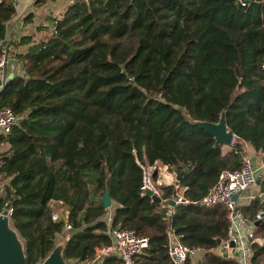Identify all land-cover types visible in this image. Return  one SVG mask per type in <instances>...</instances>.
<instances>
[{
  "label": "trees",
  "instance_id": "1",
  "mask_svg": "<svg viewBox=\"0 0 264 264\" xmlns=\"http://www.w3.org/2000/svg\"><path fill=\"white\" fill-rule=\"evenodd\" d=\"M16 12V0H2L0 39ZM61 14L22 35L11 52L20 69L7 72L0 92V108L19 116L0 134V212L11 204L28 264L64 240L68 261L92 260L122 228L149 237L138 264H173L170 227L205 248L203 264H241L211 251L228 236L225 206H172L174 186L158 203L142 194V166L183 171L179 184L194 201L223 170L242 166L243 143L264 156V0H75ZM223 112L236 135L228 150L194 123L217 122ZM258 184L264 194V176ZM107 188L111 216L101 202ZM53 200L69 211L72 229L53 219ZM242 209L255 219L264 200ZM254 249L259 264L264 245ZM100 264L123 262L108 256Z\"/></svg>",
  "mask_w": 264,
  "mask_h": 264
},
{
  "label": "built area",
  "instance_id": "2",
  "mask_svg": "<svg viewBox=\"0 0 264 264\" xmlns=\"http://www.w3.org/2000/svg\"><path fill=\"white\" fill-rule=\"evenodd\" d=\"M18 1V0H16ZM252 0H236L242 6H248ZM2 0H0V3ZM36 0L31 5L34 7ZM74 2V1H73ZM30 13V12H29ZM27 15V14H26ZM61 16L56 17L59 20ZM23 19V18H22ZM16 18L12 17L6 23L7 33L15 30L13 21ZM56 24V21L53 22ZM19 29H22L23 23L18 22ZM6 33V37H7ZM9 39H0V71L8 64L11 51ZM19 122V116L15 113L12 107L0 108V134H6ZM242 166L238 169H225L221 172L217 182L209 189V191L194 201L184 195L185 188L179 184L177 180L178 171L171 169L168 165L155 162L154 164L142 166L144 168V177L142 184V194H148L147 190L152 189L154 194L163 198L164 187H175V204L193 203L207 208H214L223 205L227 209L229 220L228 236L220 242L217 248L211 249L228 259H236L241 264H253L256 245H264V236L257 235V221L264 219V210L260 209L256 214L255 219H251L244 214L241 204V193L256 185L258 176V167L255 165L252 157L249 155L243 156ZM239 194V198L235 200L233 196ZM255 198L247 197L248 205ZM264 200V199H263ZM162 201H168L164 199ZM51 207L58 206L60 211L53 213V219H63L65 221L64 228L72 229L68 221V217H64V212L67 209L62 207V202L53 200L50 202ZM12 212V210H11ZM172 212V211H171ZM112 213H109L111 216ZM112 241L109 244L103 245L98 249L94 259L78 262L77 264H99L101 260L108 256H117L122 259L123 264H138L144 251L149 247V237L139 236L135 230L122 228L111 230ZM169 235V254L173 264H187L188 260L201 259L205 253V248L200 246H190L183 242L182 234L176 232L174 227H170ZM231 242L235 243L233 246Z\"/></svg>",
  "mask_w": 264,
  "mask_h": 264
},
{
  "label": "water",
  "instance_id": "3",
  "mask_svg": "<svg viewBox=\"0 0 264 264\" xmlns=\"http://www.w3.org/2000/svg\"><path fill=\"white\" fill-rule=\"evenodd\" d=\"M7 65L3 68L4 76L0 86V92L4 89L7 80ZM196 125L205 128L215 139V146L222 144H232L236 138L235 133L228 127L226 123V115L223 112L217 122L206 120H198L194 122ZM177 170V169H176ZM183 171H178L177 180L180 181ZM260 182L257 179L256 184ZM153 200L161 203L162 197L154 194L152 189L147 190ZM235 200L239 198V194L233 196ZM101 202L105 208H111L113 201L110 189L107 188L101 197ZM169 204L174 206L175 201L169 200ZM11 204L7 203L0 212V264H28L25 243L19 235L17 229L11 223ZM260 220L256 222L259 226ZM66 240L59 242L52 252L41 262L37 264H68V260L64 257V247ZM234 246L235 243L231 242ZM197 264H203L202 259H198Z\"/></svg>",
  "mask_w": 264,
  "mask_h": 264
},
{
  "label": "rangeland",
  "instance_id": "4",
  "mask_svg": "<svg viewBox=\"0 0 264 264\" xmlns=\"http://www.w3.org/2000/svg\"><path fill=\"white\" fill-rule=\"evenodd\" d=\"M73 1L75 0H48L45 4L43 5H37V0L34 4V6H37L34 12H30L36 15V17H38L39 21L36 23L35 21L33 22V24L28 23L24 28L21 29V34L19 35V41L22 37V34L24 33H36L37 31V25H41L42 23H47L50 22V19H52L54 16V18L59 17V15H61L60 13H63L66 8L73 3ZM29 13V14H30ZM28 14V13H27ZM49 17V18H48ZM25 18V17H24ZM20 31V30H19ZM41 32L36 35V37H40ZM18 39H15V41L12 43L10 42L11 45V49L10 51H19V41L17 42ZM11 58L9 59L8 65H7V72L9 71L11 74L10 76H13L14 73L18 72L20 69V62L17 61V58H15V55H10ZM4 76V72L0 71V82H2ZM235 142V140H234ZM233 142V143H234ZM232 144L225 146V149L228 150L231 147H233ZM6 148L5 144L0 145V151L4 150ZM258 160V159H257ZM259 161V160H258ZM61 165V163H57L54 164L55 168H58ZM258 166L261 167L260 162H258ZM263 167V165H262ZM261 170H263V168H261ZM0 191L3 193L2 196H4V191L2 189V183L0 180ZM112 208V207H111ZM108 208V209H111ZM53 209L55 211H60L58 206H54ZM111 211V210H110ZM260 263L259 264H264V255L260 257ZM70 264H73V262H71Z\"/></svg>",
  "mask_w": 264,
  "mask_h": 264
},
{
  "label": "crops",
  "instance_id": "5",
  "mask_svg": "<svg viewBox=\"0 0 264 264\" xmlns=\"http://www.w3.org/2000/svg\"><path fill=\"white\" fill-rule=\"evenodd\" d=\"M33 2H34V0H18V1H16L17 12L13 16L16 18V20L13 21V23H14L13 25L15 26V30H11V32L7 33L6 38L9 39L8 41H10L12 43L15 41V39H18L17 42L19 41V35L21 34V29H19L18 25L16 26V23L18 22V24H20V22H22L23 28L26 26V23L24 21V17L26 16L27 13L29 14V12H34L36 7H37V6H34L31 9V5ZM61 15H59V16H61ZM34 21L36 23L39 21V19H38V17H36V15L34 17ZM10 49H11V45H10ZM243 146H244V155L246 154V155H249L250 157H252L255 165H257L259 178H260V176H264V156L261 153H259L258 151H256L255 148L250 146L248 143H243ZM258 162H260L261 167L258 166ZM262 165H263V167H262ZM261 168H263V170H261ZM251 196L253 198L260 196L261 199H264V194L261 192V185L260 184H256L255 186H253L250 189L241 193V197H242L241 198V204L245 205L247 203V197H251ZM109 213H112V210ZM63 216L67 218L69 216V211L64 212ZM196 260H198V258ZM71 262H73V264L78 263L75 260H69L68 264H70ZM99 264H100V262H99Z\"/></svg>",
  "mask_w": 264,
  "mask_h": 264
}]
</instances>
